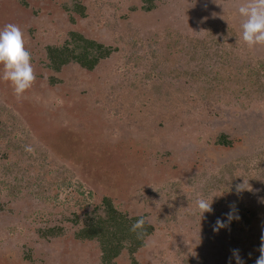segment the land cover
<instances>
[{"label": "rangeland", "instance_id": "rangeland-1", "mask_svg": "<svg viewBox=\"0 0 264 264\" xmlns=\"http://www.w3.org/2000/svg\"><path fill=\"white\" fill-rule=\"evenodd\" d=\"M56 1L0 0V26H5V22L12 19L20 29L21 27L25 28L23 39L26 46L33 48L30 52L31 55L33 53L38 55L37 51L39 52L41 43L60 42L67 30L77 29L78 25L81 28L91 27L90 30L94 33L92 35L96 39H101L106 43L110 42L117 47L121 45L117 38L110 35L112 26L116 29H118V26L124 28L128 24H131L132 27L138 26V24L150 26V20L160 33L175 27L172 21L173 18L170 16L174 9L169 6V1L173 0H163V4L158 11L145 17L141 16L139 12L129 10V7L139 5L138 0H87L92 13H89L88 17L83 19L82 22L76 21L74 25L68 23L67 16L59 11ZM190 1L193 0H188L189 3L184 4L182 0H179L181 4H179V8L185 9L178 12V14L182 15L180 19L186 25L194 40L196 42L202 41L207 45H213V43L208 44L214 38L211 37L210 30L220 28L222 25L225 26L231 19L237 21L232 10L235 8V1L239 4L243 3V0H202L201 2L206 1L204 10L201 7L197 11L195 10L197 5H192ZM210 4H212L211 8ZM208 6L209 8L206 10ZM212 10L216 13H213ZM145 19L148 21L147 24ZM239 23L241 24V21ZM236 35L237 33L235 37ZM233 41L236 50L251 59L249 60V69L247 68L250 71L251 80L255 81L256 78H259L260 82L264 83V47L258 46L256 50L255 48L249 49L243 40L233 38ZM111 64H115L120 72L124 71L123 73H126L123 74L125 75L124 78L128 74L131 75L129 71L132 66L124 62V57L112 58L108 63L102 64V69L108 70ZM247 69L243 68L242 72ZM211 71H218L217 74L213 75L214 85L218 84L221 88L228 90L232 87L231 98L226 99V102L233 100L234 97L239 100L246 97L245 93L240 92L242 83L239 78L242 75L239 73L241 72H234L230 67L223 70L220 67H217L216 70L211 68ZM245 75L246 73H243L244 78ZM64 78L65 75H61V79ZM230 82L232 83L230 84ZM31 88L30 91L33 89ZM261 89L264 90V86H261ZM38 91L44 90L40 88ZM46 91L48 92V90ZM66 92L64 91V93ZM41 95L43 98L40 101L43 105H46L45 109L51 105L48 102L54 101L53 106L54 104L57 107L59 106L58 110L60 111H58V118L54 119L53 117V121L56 120L59 123L60 130L51 129L55 132H50L52 141L47 145L48 151L50 150L56 155L59 154L60 162H65L66 159L72 161L73 165L76 166L73 173L61 168L64 171L61 182L60 179L55 177V167L51 162L46 161L47 157L44 154L46 150L40 148L41 146L36 142V139L39 140L36 137L43 135L44 138H47L48 136L42 132H40L41 135L36 132L31 133L30 128L25 123L26 121L24 123L23 121L17 122V128L10 134V137H15L13 140L15 142L0 139V152H5L9 159L16 162L15 171L24 169L26 175V171L30 170L38 175L37 171L43 173L47 169L48 172H45L47 180L50 179V173H53L51 176L52 184L42 183L44 186H40L37 196L34 197L37 208L39 207L38 201L43 200L44 204L48 206L47 211H52L55 214L65 212L66 207L77 210L83 205L86 209H90L101 202L103 194H108L115 199L114 205L116 208L123 212L127 211L132 216L146 215V220L154 227L153 235L147 239L146 246L137 255L138 264H196V261L202 264V261L200 262L201 258L206 264H237L233 250H238L243 264H255L261 244V239H259L261 236H257L256 231L261 227L262 231L259 232L264 237V188L259 186V188H251V191L238 192L235 190L236 184L224 185L222 183L216 191L213 189L215 184L211 182L215 178L219 180L225 177L223 173L229 168L238 169L239 161L243 156H249L252 159L251 163L255 165L250 164L252 167H258L262 164L261 170L264 169V161H262L264 155L261 154L264 152V126H259L264 124V119L256 121V114L264 115V94L260 101L263 104L258 107L259 110H262L261 112L256 113V110L252 107H247L244 110V108H238V104L229 105L225 103L223 107H216L215 110H212L216 114L209 119L205 116L201 118L199 126H188L187 132L183 135H180L177 131L178 121H172L170 125H166L170 121L169 116H160V113L148 108L149 103H142L139 108L133 109V112H138L145 121H149V133L137 134L136 130L133 129V124L131 129L127 128L126 133L124 131V141L121 143L117 141L121 146L114 156H110L108 163L104 165L102 160L92 163L91 177L99 182L97 184L99 188L95 189H90L85 182L80 180V174H78L79 171L81 172L80 165L86 161L83 158L86 151L87 155L88 152L94 151L97 153L98 148L93 149L94 145L91 144L93 138L102 139L104 131L110 129V125L106 124L105 118L110 116L113 119L116 114V119H120L118 116L120 114L113 106L108 105L107 100H103L106 106L101 109L102 111L99 110L98 113L97 110L90 111L91 114L88 116L90 120L83 122V125L80 126V119L75 116L71 118L70 114L72 113L64 108L61 110L63 104L67 108L71 106L69 100L65 101L50 93H41ZM247 97L248 101H252V97H249V95ZM249 113L253 114L256 125L254 128L247 127V122L240 124L251 117ZM13 115H10L9 118L12 119L11 116ZM120 116L121 118L126 117V115ZM219 132L231 136L236 133L235 135L241 139V143L236 140L237 143L232 149L214 148L212 147L214 141L212 137ZM118 133L119 131L115 132L116 136L114 134L110 138L116 141L115 139L119 137ZM129 139L132 140L128 143ZM164 139L166 140L164 141ZM132 142L136 144H132ZM26 146H30L32 151H25ZM18 155L20 158H18ZM197 160H200V164L195 168L190 166ZM241 163H244V161H241ZM186 165L187 167H185ZM67 167L72 168L70 164ZM162 168L177 169L174 170L175 174H170L171 177H168L170 179L168 182H164L166 175H161ZM201 171L207 172L210 177L205 180L208 193L206 197L211 202V197L217 196L213 199V211L205 213L203 217L197 210L196 201L205 195L194 194L195 187L199 184L203 185ZM59 185L78 186L82 196L74 200L69 199L70 197H66L60 187L55 198L56 189ZM120 186L121 188L128 187V189L126 188L125 197L122 196ZM16 209L14 207V210ZM17 211H14L15 215ZM229 212L232 213L233 218L231 220L227 217ZM14 214H0V264H14L11 260H4V256L2 257L5 250L12 253V258L18 261L16 264H44L45 262L46 264H95L98 258L97 252L93 251L90 246H76L77 244L73 242L65 250L63 249L65 246L58 243L49 245L51 250L50 248L35 247L30 253L26 249L29 253V257H26L27 253H22L21 245L26 241V245L31 246L33 226H31V231H29L30 225L28 222L23 225L22 230L13 225L11 226L9 220L6 219ZM251 218L259 222H255ZM258 218H263V222H260ZM217 219L225 222L226 231L224 233L221 232L222 229L218 232L213 230ZM248 219H250L249 222L245 223L244 220ZM177 222H180L183 226H174ZM234 222L236 225L233 224ZM197 226V236L203 234L202 239H206V241L201 248L202 255L197 252V256H199L198 260H195L197 246H190L192 241H189V239L194 238L196 244L200 243L199 245H201L200 236L195 238L194 235L189 237L186 234H190L193 227ZM209 249L212 250L204 254ZM40 258L45 259L38 262ZM183 259L186 262H183ZM120 264H129V262L121 261Z\"/></svg>", "mask_w": 264, "mask_h": 264}, {"label": "trees", "instance_id": "trees-1", "mask_svg": "<svg viewBox=\"0 0 264 264\" xmlns=\"http://www.w3.org/2000/svg\"><path fill=\"white\" fill-rule=\"evenodd\" d=\"M138 1L139 5H133L129 7V10L131 12H139L143 17L158 11L163 4V0ZM201 1L193 0L190 3L192 2L194 6L197 5L195 10L198 11L201 7L204 10L206 1ZM182 2L185 4L188 0H182ZM179 4V0L169 1V6L174 9L170 16L173 18L172 21L175 27L162 33L158 32V28L153 26L150 20V26L138 24V26L132 27L131 24H128L124 28L118 26V29L112 26L110 31L112 34L110 33V35L120 41L121 46L118 47L110 42L106 43L101 39H96L93 36L94 33L90 30L91 27L85 26L81 28L79 25L77 29L67 30L60 42L41 43L39 52L37 51L38 55L34 53L31 55V63L36 76L33 89L31 88L32 91L27 90L22 96L17 97L11 84L0 79V139L2 141L6 139V141L15 142L13 141L15 137H10V134L17 128L16 123L21 121L23 123L26 121L25 123L30 128L29 131L31 133L40 134L42 132L47 135V138H44L43 135L41 137L34 136L39 138V140L36 139V142L41 146L40 148L46 150L45 152L43 150L47 157V160H45L53 164L55 177L60 179L61 182L64 172L61 168L73 173L76 166L69 159H66L65 162H60L59 154L56 155L50 150V152L48 151L47 145L52 141L50 132H55L51 129L60 130L59 123L56 120L53 121V117L54 119L58 118L60 111L58 110L59 106L57 107L55 104L53 106L54 101L48 102L51 105L47 106V109L50 108L47 111L45 109L46 105H43L40 101L43 98L41 93L55 94L65 101L69 100L71 106L67 108L63 104L64 106L61 105V110L64 108L74 114L73 116L70 114L71 118L75 116L80 119V126L83 125V122L90 120V117L88 118L89 114H91L90 111L97 110L98 113L99 110L106 106L103 100H107L108 105L113 106L120 115H126V117L121 118L118 115L120 119H116L115 114L113 119L110 116L105 118V122L110 125L111 130L104 131L102 139L99 140L94 137L91 141V144L94 145L93 149L98 148L97 153L93 151L88 152L87 155L86 151L83 157L86 161L81 163L83 166L80 165L81 172L79 171L78 173L80 174V180L85 182L90 189H95L99 188L97 186L99 182H96L91 177L92 163H96L98 160H102L104 165L108 163L110 156H114L121 146L117 141L120 143L124 141L123 135L128 131L127 128L131 129L133 124V129L136 130L137 134L149 133V121H145L138 112H133V109L139 108L142 103H149V107L146 104L147 107L160 113V116H169L170 121L166 125H170L172 121H178L179 127L177 131L180 135L187 132L188 126H199L201 118L204 116L209 119L215 115L216 113L212 112V110H215L216 107H223L225 103L229 105L238 104V108H244V110L247 107H252L256 110V113L261 112L262 110H259L258 107L263 104L260 101L264 94V90L261 89L264 83L260 82L259 78H256L255 81L251 80L250 71L248 70L250 66L249 60L251 59L247 55L239 53L233 41V38L243 40L242 28L239 23L240 21L242 22V18L237 11L239 3L235 1L236 5L232 10L236 15L237 21L231 19L225 26L222 25L220 28L210 30L211 37L214 38L208 44L213 43V45L194 40V37L187 30L188 28L180 19L182 15L178 14V12H182L185 8H179ZM56 5L59 11L67 16L68 23L70 22L73 25L76 21L82 22L83 19L88 17L89 13H92L87 0H57ZM208 8L209 6L206 7V10ZM212 12L216 13L214 10ZM8 21L5 23L14 24L15 22L12 19ZM147 22L145 19L146 24ZM1 26L0 30L4 28L3 25ZM21 31L24 36L25 28L21 27ZM25 47L29 52L33 49L26 45ZM114 57H124V62L132 66L129 71V73L131 72L130 76L128 74L124 78L125 75L123 74L126 73H123L124 71L120 72L115 64H111L106 71L102 69V64L108 63ZM217 67L222 70L230 67L234 72H241L239 73L242 75L239 78L242 83L240 92L246 94L244 99L239 100L234 97L233 100L226 102V99L231 98L233 90L232 87L228 90L221 88L218 84L214 85L213 75L217 74L219 70L212 72L211 68L216 70ZM243 68H248L247 72H242ZM2 73L3 67L0 66V76H2ZM243 73H246L245 78ZM61 75H65V78L61 79ZM40 88L44 91L48 90V92L38 91ZM64 91L67 92L64 93ZM247 94L252 97V101L247 100ZM249 114L251 117L240 124L247 122V127L254 128L256 125L253 114ZM10 115H13L11 116L12 119L9 118ZM256 115V121L264 119V115ZM259 126L263 127L264 124ZM118 131L119 137L114 141L110 137ZM235 134L233 133L234 137L224 132L215 134L212 137L214 140L212 147L232 149L237 141L241 143V139L237 138ZM131 140L129 139L128 143ZM132 144L136 143L132 142ZM261 154L264 155V152ZM7 156L5 152H0V214L9 213V215H12L15 213L14 211L18 210L16 215L14 214L9 219H6L7 221L9 220L8 222L11 223V226L13 225L22 230L23 225L28 222L30 225L29 231H31V226H33L31 246L26 245L27 242L24 241L21 245L22 253H27L26 249L31 253V250L35 247L49 249V245L52 243L64 245L63 249L65 250L73 242L77 244L76 246H90L93 251L97 252L98 258L95 264H120L121 261H128L129 264H138L137 255L146 246L147 239L153 235L154 227L147 222L142 230L138 229L133 232L131 228L138 219L141 217L145 218L146 215L132 216L127 211L119 210L114 205L115 199L108 194H103L101 202L90 209H86L83 205L77 210L66 207L67 210L65 212L55 214L52 211H47L48 206L44 204L43 200L38 201L39 207L37 208L34 197L37 196L40 186H44L42 183L52 184L51 176L53 173H50L49 180L46 179L45 172H48L47 169L43 173L37 171L38 175L34 174V171L27 170L25 175L24 169L14 170L16 162ZM18 158H20L19 155ZM241 161H244V163H241ZM241 161H239L238 169L229 168L223 173L225 177L219 180L215 178L211 182L215 184L213 189L217 191L222 183L224 185L231 183L236 184V186L241 185L244 180L248 181L252 189L259 188V186L264 188V169L261 170L262 164L258 167H252L254 164L251 163L252 159L249 156H243ZM67 163L72 168H68ZM198 164H200V160L190 166L195 168ZM161 170V175H166L164 182H168L170 174H175L174 170L177 169L162 168ZM207 172H200L203 178V185H197L194 189V194L207 196L205 180L210 178ZM60 187L66 197H70L69 199L74 200L82 196L78 186L59 185L56 189L55 198ZM65 187L66 189L64 190ZM120 188L118 189L120 190ZM126 188L128 189L127 186L121 188L122 196L124 197L127 192ZM14 207L17 209L14 210ZM239 219L241 220V218ZM258 219L263 222V218ZM249 220L244 221L247 223ZM254 221L259 222L258 220ZM233 224L236 225L235 222ZM174 226L183 225L177 222ZM197 228L198 226L193 227V231L191 230L190 234H186L189 237L194 235L193 237L195 238L200 236L201 245H199L200 243L196 244V239H189V241H192L190 246H197L195 249V260H198L199 256H197V252L202 255L201 248L206 241V239H202L203 234L198 233L199 236H197ZM225 231L226 228H222L221 232L224 233ZM259 231H262V227L256 232L257 236L263 237ZM27 237L29 236L27 235ZM211 250L203 252L206 254ZM11 254L10 251L5 250L2 257L4 256V260H11L16 264L18 261L13 259ZM259 255L260 252H258L257 256L259 257ZM26 257H29V253H27ZM44 259L40 258L38 262L44 261ZM201 261L202 264H206L203 258L200 259ZM183 262H186V260L183 259ZM196 264H199L198 261H196Z\"/></svg>", "mask_w": 264, "mask_h": 264}, {"label": "clouds", "instance_id": "clouds-1", "mask_svg": "<svg viewBox=\"0 0 264 264\" xmlns=\"http://www.w3.org/2000/svg\"><path fill=\"white\" fill-rule=\"evenodd\" d=\"M239 16L242 18V39L249 49L256 47H264V0H244L237 8ZM239 43V41H238ZM0 66L3 67L2 76L0 79L9 82L17 97L22 96L29 90L35 79L34 69L31 63V54L26 50L23 33L18 25L6 24L0 30ZM25 151L31 152L30 146L25 147ZM238 192L243 190L251 191L248 181L236 186ZM213 196L211 202L207 197H200L196 201L198 212L204 216L205 213H211ZM231 220L232 213L227 214ZM149 222L146 218L138 219L131 228V231L136 232L138 229H143L144 225ZM225 227L223 220L217 219L213 230L218 232ZM260 255L256 259L255 264H264V237L261 238V245L259 248ZM233 255L237 260V264H243L238 250H233Z\"/></svg>", "mask_w": 264, "mask_h": 264}]
</instances>
